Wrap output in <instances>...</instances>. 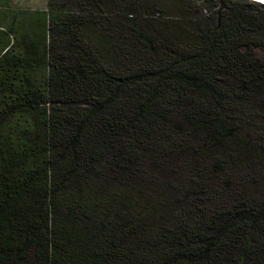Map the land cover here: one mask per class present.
Returning <instances> with one entry per match:
<instances>
[{
	"label": "trees",
	"instance_id": "1",
	"mask_svg": "<svg viewBox=\"0 0 264 264\" xmlns=\"http://www.w3.org/2000/svg\"><path fill=\"white\" fill-rule=\"evenodd\" d=\"M201 1L0 0V264H264V3Z\"/></svg>",
	"mask_w": 264,
	"mask_h": 264
},
{
	"label": "rangeland",
	"instance_id": "2",
	"mask_svg": "<svg viewBox=\"0 0 264 264\" xmlns=\"http://www.w3.org/2000/svg\"><path fill=\"white\" fill-rule=\"evenodd\" d=\"M12 1V6L14 8H18L21 10H24L26 12H32L34 10H45L48 8V0H11ZM168 3H173L174 0H167ZM183 1V0H181ZM180 0H175V3H179V5H182V7H186L187 9H184V11L181 10H177L179 11V13H181L182 15L185 14H193L194 16L197 17H204L208 12H210L208 6L205 4L204 1L201 0H188V2H183V4H181ZM144 7L142 9H138L137 10V14H135V18L137 17H142V15L140 14L141 12L144 14H147L145 16H153L151 15V12L147 11L145 9L149 8V7H153L151 6H147L146 3L143 4ZM142 10V11H141ZM149 10V9H148ZM170 12L172 13L171 15H175L176 10H174L173 8H171ZM160 13H157L154 17V19H157V17H159ZM174 17V16H173ZM3 27L0 26V29H2ZM258 54H262L263 51L262 50H258L257 52ZM41 78V77H40Z\"/></svg>",
	"mask_w": 264,
	"mask_h": 264
},
{
	"label": "water",
	"instance_id": "3",
	"mask_svg": "<svg viewBox=\"0 0 264 264\" xmlns=\"http://www.w3.org/2000/svg\"><path fill=\"white\" fill-rule=\"evenodd\" d=\"M256 1H258V0H256ZM222 10V9H221ZM221 10H220V12H221Z\"/></svg>",
	"mask_w": 264,
	"mask_h": 264
},
{
	"label": "built area",
	"instance_id": "4",
	"mask_svg": "<svg viewBox=\"0 0 264 264\" xmlns=\"http://www.w3.org/2000/svg\"><path fill=\"white\" fill-rule=\"evenodd\" d=\"M262 1H264V0H262ZM264 3V2H263Z\"/></svg>",
	"mask_w": 264,
	"mask_h": 264
}]
</instances>
